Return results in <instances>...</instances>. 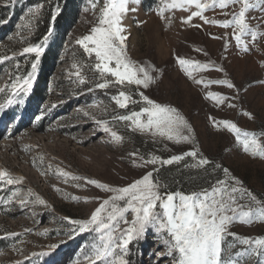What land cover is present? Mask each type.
<instances>
[{
    "label": "rangeland",
    "instance_id": "374dc122",
    "mask_svg": "<svg viewBox=\"0 0 264 264\" xmlns=\"http://www.w3.org/2000/svg\"><path fill=\"white\" fill-rule=\"evenodd\" d=\"M0 12V264H264V0Z\"/></svg>",
    "mask_w": 264,
    "mask_h": 264
},
{
    "label": "trees",
    "instance_id": "16d2710c",
    "mask_svg": "<svg viewBox=\"0 0 264 264\" xmlns=\"http://www.w3.org/2000/svg\"><path fill=\"white\" fill-rule=\"evenodd\" d=\"M4 17H5V16H3V14L0 12V24H1V22L4 20ZM50 19H51V17L48 15L47 18H46V20H45L44 23L42 24V26H40L41 31L39 32V34H41V38H42L43 36H45V35L48 33V31H49V28H50V26H51ZM45 61H46V60H45Z\"/></svg>",
    "mask_w": 264,
    "mask_h": 264
},
{
    "label": "bare ground",
    "instance_id": "6f19581e",
    "mask_svg": "<svg viewBox=\"0 0 264 264\" xmlns=\"http://www.w3.org/2000/svg\"><path fill=\"white\" fill-rule=\"evenodd\" d=\"M31 130V129H30ZM30 133H32V132H30ZM34 135V134H33ZM36 135V134H35ZM30 145V144H29ZM27 147V146H26ZM54 148V147H53Z\"/></svg>",
    "mask_w": 264,
    "mask_h": 264
}]
</instances>
